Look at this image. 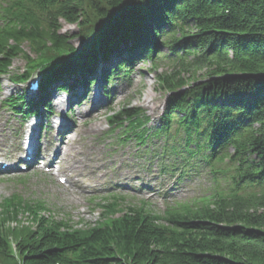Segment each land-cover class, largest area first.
I'll use <instances>...</instances> for the list:
<instances>
[{
	"label": "trees",
	"instance_id": "obj_1",
	"mask_svg": "<svg viewBox=\"0 0 264 264\" xmlns=\"http://www.w3.org/2000/svg\"><path fill=\"white\" fill-rule=\"evenodd\" d=\"M62 23L79 29L78 52L60 33ZM160 46L172 55L168 67L177 69L156 74L158 88L171 94L159 127H147L150 119L134 108L109 123L123 131V143L164 141L160 155L182 159L183 171L205 164L219 190L193 209L173 205L162 216L143 206L122 209L114 200L95 226L83 229L46 215L41 202L6 198L0 264H264V0L0 3V76L14 84L36 71L44 76L36 99L8 100L22 116L47 108L49 87L96 74L111 53H118L115 73L127 75L138 51L157 72ZM18 58L26 72L10 75ZM106 69L101 82L109 79Z\"/></svg>",
	"mask_w": 264,
	"mask_h": 264
},
{
	"label": "rangeland",
	"instance_id": "obj_2",
	"mask_svg": "<svg viewBox=\"0 0 264 264\" xmlns=\"http://www.w3.org/2000/svg\"><path fill=\"white\" fill-rule=\"evenodd\" d=\"M60 33L65 37L67 44L71 48L74 50L80 48V41L77 39L78 29L75 25L70 26L62 23ZM24 51L29 52L25 45ZM160 54L163 60L168 58V53L165 49H162ZM30 56L33 57L31 54ZM190 61L191 57L185 60L186 63ZM114 63L111 62L109 68H112ZM168 65L170 63L167 62L165 65L161 62L156 68L157 72H154L151 71L150 65L143 66L138 63L130 74V84L117 85L114 83L112 86L113 90L107 99L100 95L95 100V93H92L94 88H91L89 90L91 92H88L86 97L83 96L80 99V104L74 101L75 103L71 104L73 107L70 108L72 100H67V98L69 99L68 94V97L63 94L56 96L53 102L55 101L56 105L59 104L60 108L52 105V116L51 114L49 116L47 114L43 115L44 117H51L52 123L50 126L54 122L53 115L58 113L65 114L68 112V108L71 112H74L76 106L80 105V107L86 109L94 103L98 105V109L84 117L72 116L75 119V125L70 127L68 123L70 135L68 139H64V144H67V147L60 146L63 162L60 165H53L54 169L59 168L60 174L57 178H51L44 172V169L40 168L30 169L24 179H18L20 175L9 176L15 173H0V202L12 195H17L21 200L25 201L43 200L46 203L47 210L51 213V217L67 221L69 226L74 229L94 226L102 213V209L94 205H104L112 202L113 200L110 197L115 194L120 196L119 203L122 209H133L140 207L144 203L143 207L146 210L155 215H161L166 204L161 197L156 194L150 195L148 192H134L133 189L135 188L132 184L138 186L139 184L136 183L138 179L130 177L132 178L130 185L129 181L122 179L124 176L121 178L122 175L119 172L120 167H123V175H127L130 172L134 174L142 173L139 180L142 183H152L154 181L151 177L143 175L150 159L143 157L137 160L133 143L125 145L127 147L116 145L115 140L119 135V131H110L107 121L108 118L115 116L122 110L134 108L142 110L151 120L147 127L153 128L157 124L155 120L163 110L164 95L169 93L158 88L156 74L167 75L177 69L170 68ZM24 66L25 62L22 59L14 60L10 75L22 72ZM34 77L38 78V75L34 73L31 78ZM25 89V85L13 86L8 82L7 77L1 76L0 103L7 99L8 96L18 95ZM79 111L82 112L83 109L80 108ZM76 112H78V109H76ZM23 120L12 114L7 108L0 106V131L4 135L3 137L0 134V151L2 150L1 146L8 147L7 152L15 149L22 135L24 136L25 131L29 130L25 124L35 123L36 119H28L22 122ZM54 123L58 130L59 122L55 121ZM64 134L66 135L67 133L65 132ZM152 164H157L155 158L152 159ZM70 167L73 168L74 175H71ZM5 174L9 175L6 176ZM59 178L66 179L67 183L60 184L58 182ZM170 179V177L166 176L161 180L169 181ZM79 185L81 188H78ZM184 186L183 189L177 191V198H180L177 199L178 202L190 201L210 191L212 188L207 172H203L195 179L185 182ZM93 190H96V193H92ZM94 195L97 197H93L94 202L91 203L89 199Z\"/></svg>",
	"mask_w": 264,
	"mask_h": 264
},
{
	"label": "bare ground",
	"instance_id": "obj_3",
	"mask_svg": "<svg viewBox=\"0 0 264 264\" xmlns=\"http://www.w3.org/2000/svg\"><path fill=\"white\" fill-rule=\"evenodd\" d=\"M92 85H94V83H92V84H88L87 87H85V88H87V90H90V87H91ZM85 88H83V91L85 90ZM55 104H56V103H55ZM38 123H39V122H38ZM38 123H37V124H38ZM30 131H35V130H34V128H30ZM23 152L26 154V156H25L26 158L29 157L31 160H33V158L30 157V155L28 156V151H27V149H26V150H23ZM33 155H34V152L32 153L31 156H33ZM10 170H11V169H10ZM7 171H9V170H7ZM135 185H136V184H135ZM135 185L132 184V186H135Z\"/></svg>",
	"mask_w": 264,
	"mask_h": 264
}]
</instances>
